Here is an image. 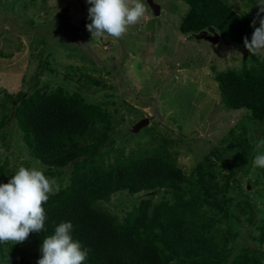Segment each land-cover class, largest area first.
Here are the masks:
<instances>
[{"label": "rangeland", "instance_id": "1", "mask_svg": "<svg viewBox=\"0 0 264 264\" xmlns=\"http://www.w3.org/2000/svg\"><path fill=\"white\" fill-rule=\"evenodd\" d=\"M153 1L160 5L159 16L144 0L145 16L122 38L92 39L86 28L91 23L86 0H0V183H7L23 165L56 179L59 191L70 185L73 165L54 169L32 156L16 117L20 101L10 96L59 88L79 93L88 105L110 114L109 139L96 155L106 168L116 158L162 149L191 176L207 156L220 150L235 174L227 188L231 201L225 204L228 216L218 225L219 239L229 238L230 262L249 251L264 264V168L253 163L255 145L264 139V121L251 120L247 110L228 109L216 81L219 73L262 69L264 50L253 55L213 28L204 32L219 36L217 43L202 39L203 32L184 35L180 26L189 5L182 0ZM224 1L240 14L259 11L257 0ZM146 119L149 124L136 131ZM231 132L250 148L245 171L235 167L236 157L224 142ZM221 171L230 172L227 166ZM163 201L175 199L166 190L133 195L119 191L96 204L123 223L138 214L142 204L150 202L151 213ZM8 244L29 263H37L42 255L30 236Z\"/></svg>", "mask_w": 264, "mask_h": 264}, {"label": "trees", "instance_id": "2", "mask_svg": "<svg viewBox=\"0 0 264 264\" xmlns=\"http://www.w3.org/2000/svg\"><path fill=\"white\" fill-rule=\"evenodd\" d=\"M182 1L190 8L180 26L182 34L213 28L237 47L245 48V37L250 42L255 12L240 14L224 0ZM216 81L228 109H244L251 120L264 121V67L219 73ZM95 84L102 85L100 81ZM10 98L20 101L16 117L32 156L54 169L73 165L70 185L50 195L43 205L44 229L29 234L40 248L59 223L71 222L73 239L89 250L83 264H262L249 251L230 262L229 238L219 239L218 225L228 216L225 204L231 201L227 188L235 174L220 150L207 156L191 176L162 149L116 158L106 168L96 155L111 131L107 110L88 105L79 93L68 94L61 88ZM224 142L236 157L235 167L245 171L250 156L246 140L231 132ZM225 166L230 170L227 175L221 171ZM159 190L172 193L175 201H163L151 213L150 202H146L123 223L96 204L109 201L119 191L133 195ZM260 239L264 242V227ZM0 260L4 264H37L18 258L8 243L0 244Z\"/></svg>", "mask_w": 264, "mask_h": 264}, {"label": "clouds", "instance_id": "3", "mask_svg": "<svg viewBox=\"0 0 264 264\" xmlns=\"http://www.w3.org/2000/svg\"><path fill=\"white\" fill-rule=\"evenodd\" d=\"M90 5L86 25L93 38L105 35L120 39L130 25L139 22L146 14L144 0H86ZM259 11L253 18L254 28L251 40L244 38L249 53L259 55L264 50V0H257ZM257 21L259 27H256ZM254 166L264 168V139L254 148ZM59 191L54 178H48L44 171L35 166H19L7 183H0V244L23 243L32 232L44 229L45 209L43 205L50 195ZM71 222H61L54 234L46 236L41 245V257L37 264H83L88 249L74 240Z\"/></svg>", "mask_w": 264, "mask_h": 264}, {"label": "water", "instance_id": "4", "mask_svg": "<svg viewBox=\"0 0 264 264\" xmlns=\"http://www.w3.org/2000/svg\"><path fill=\"white\" fill-rule=\"evenodd\" d=\"M148 4L151 7V9L153 10L154 14L156 16H159L161 13V8L160 5L155 3L153 0H148ZM202 39L211 41L213 43H217L219 41V36H210L208 33L203 32L201 35ZM149 124V120H143L142 122H140L139 124H137L136 126V131L140 130L141 128L145 127L146 125Z\"/></svg>", "mask_w": 264, "mask_h": 264}]
</instances>
